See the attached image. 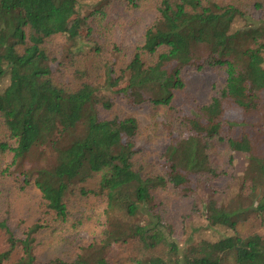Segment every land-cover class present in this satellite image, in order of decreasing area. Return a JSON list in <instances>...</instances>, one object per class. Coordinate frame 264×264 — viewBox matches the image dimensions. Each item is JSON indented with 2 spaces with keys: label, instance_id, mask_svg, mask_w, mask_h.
Here are the masks:
<instances>
[{
  "label": "trees",
  "instance_id": "1",
  "mask_svg": "<svg viewBox=\"0 0 264 264\" xmlns=\"http://www.w3.org/2000/svg\"><path fill=\"white\" fill-rule=\"evenodd\" d=\"M81 4L0 0V156H10L0 179L22 176L21 187L35 185L42 205V217L19 237L0 221L8 242L0 264H109L114 246L131 251L120 264H264V4L255 1L258 17L231 0H90L86 13ZM118 5L155 15L132 49L117 42L115 30L126 26L114 17ZM188 66L221 67L226 80L186 112L175 100ZM109 91L133 107L165 110L169 141L156 159L137 145L139 118L117 110ZM229 101L260 114L258 134L230 129L243 123L225 119ZM43 144L56 152L53 168L34 179L17 174L19 161ZM220 145L226 166L213 156ZM237 156L246 159L241 180L233 191L230 182L217 187L215 180L233 176ZM159 191L188 199V208L176 215L154 199ZM77 196L103 200L99 236L77 245L71 259L40 261L38 235L69 224ZM197 214L199 228L216 238L170 239Z\"/></svg>",
  "mask_w": 264,
  "mask_h": 264
},
{
  "label": "rangeland",
  "instance_id": "2",
  "mask_svg": "<svg viewBox=\"0 0 264 264\" xmlns=\"http://www.w3.org/2000/svg\"><path fill=\"white\" fill-rule=\"evenodd\" d=\"M233 3L240 5L244 10L250 12L255 17L259 16L260 11L255 9L256 0H231ZM264 4V0H261ZM90 0H82L79 12L86 13ZM116 13L114 17H123L125 21L124 28H117V42L128 49H132L136 43L143 39L146 28L152 23L155 15L151 11L144 10H126L123 6L114 7ZM78 12V13H79ZM75 16V14L73 15ZM55 69L58 64L54 63ZM186 88L183 93L177 95L175 104L179 108H185L186 112L190 111L196 105L208 103L213 95L217 94L218 89L226 80V73L221 67H207L201 70L194 66H188L184 70ZM104 95L111 98L115 103V108L121 111L133 112L140 121V132L137 136V145L144 149L147 159H156L165 149L168 143V137L162 130V121L164 118L163 108H153L148 104L142 107H133L126 102V99L115 92H106ZM225 119L231 122L243 123V125L233 124L230 129L234 131H247L251 135L258 134L261 130V116L259 113H245L239 109L233 102L227 103ZM229 128V123H226ZM226 146L220 145L214 151L213 156L220 166L227 165ZM10 158V156H8ZM7 156H0V162H6ZM56 161V152L50 144L37 145L31 149L28 154L22 158L14 167L17 174L24 172L23 177L35 178L45 170L52 169ZM246 165V159L243 156H237L234 167H230L229 171L233 173L228 177H221L215 180L217 187L223 188L228 182L233 183V189L241 180V175ZM20 177V178H19ZM18 179L14 176L0 179V221L6 219L11 229L19 237L23 233V229L32 224L34 221L42 217L41 215V195L35 185H27L25 189L21 187L22 176ZM235 185V186H234ZM230 191V190H229ZM154 199H160L168 203L171 211L181 216L182 210L188 208V199H180L174 192L159 191L154 193ZM191 203V201H190ZM103 200L97 196L73 197L69 203V224L54 223L42 230L38 235L37 254L38 259L47 262L55 258L63 260L71 259L77 245L90 243L100 234L103 228L104 217L101 214L103 209ZM184 205V206H183ZM80 220L78 226L73 223ZM249 220L245 229L254 227L252 221ZM203 218L201 215H193L186 217L183 222H179L176 232L170 239H175L180 245L189 237L190 234L194 238L209 237L216 238L217 232L212 230H203ZM196 228H199L197 231ZM8 247L7 236L0 230V252ZM131 251L114 246L108 254L109 264H120L126 261V257Z\"/></svg>",
  "mask_w": 264,
  "mask_h": 264
}]
</instances>
